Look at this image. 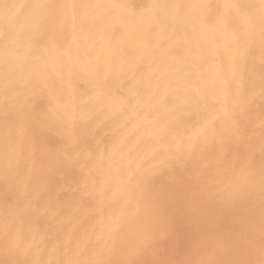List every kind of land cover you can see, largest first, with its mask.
Wrapping results in <instances>:
<instances>
[{"label": "bare ground", "instance_id": "bare-ground-1", "mask_svg": "<svg viewBox=\"0 0 264 264\" xmlns=\"http://www.w3.org/2000/svg\"><path fill=\"white\" fill-rule=\"evenodd\" d=\"M22 1L23 0H11V2H14L17 5H22ZM127 2H129V0H32L27 6L22 5V7H18L17 9L12 10V12L8 13L7 15L5 14L4 9L0 8V31L4 30V28L11 22V19L13 17H17L16 23L12 24V33L7 40V44L4 47L0 48L1 60L3 59V57L12 60L13 63H17L20 60V54L17 47L18 43L16 41V34L25 25L32 27L33 23L43 21L48 23L49 26H52V24H54L55 26H68L70 28L65 41L56 42L54 44L48 42L45 46V49H38L35 51V59H41V62H39L40 66L34 73V78L38 82L37 84L40 86V88H43L44 92L49 98V108L52 114V119L55 122H62L61 120L66 119V124L68 127L74 126L86 129L87 131L90 128V131L92 129L97 128L101 130L99 132V136H102V138L98 146H91L90 148L81 151L80 153H77V150L75 149L74 151L77 154L72 155L73 161L76 162L83 169V177L81 176L82 178L79 180L81 186V194H90L89 200L91 203L90 208L87 211L90 212V216L88 218V216L84 214L88 218L85 222L86 224L84 225V228L80 229L79 233L74 238V245H76L75 249H77L76 252L79 254V256L76 257L78 258V260H76L79 262L125 259L130 253V245L136 246L141 241V232H148L150 230V225L154 222V214L156 210V205L154 204V202L157 197L156 191L154 190L155 182L160 178L161 175L173 168L175 164L182 161L192 149L197 148L199 150L200 147L207 144L212 139L214 140L218 136V134H221V132H228L234 123V117L237 116L235 114H237L238 112H242V110L246 107L249 101L252 100V98L256 96L257 93L261 90L262 85V79L258 73V66H261V64L259 63L261 62V56L264 52V44H262L260 30V0H131V2H134L137 5L144 6L141 9L142 14L134 17L127 15L123 8L118 7L119 5L125 4ZM64 3L77 5L74 14L72 11L65 12L59 8L42 9L35 7V5L38 4L59 5ZM237 3L249 6L246 11L248 17L253 21L251 27L247 25L245 21L244 12L242 10L232 7H225L226 4ZM151 4H156L160 7H157L155 9L148 7V5ZM203 4H211L212 8L206 9L200 7V5ZM56 16L58 17V19ZM78 27L81 30H79ZM234 30L239 35V40L233 38ZM29 89L28 91L30 92ZM32 92H35V88ZM21 94H23V92ZM61 117H63V119H61ZM215 118L218 120L216 121V124H213L212 122L216 120ZM33 119H35V116ZM46 132H48V130ZM62 135L64 136V134ZM79 135L81 136L80 133ZM79 135L77 134V136ZM80 144L83 143L80 142ZM60 145L64 144L62 143ZM24 147V150H26L25 145ZM61 147H59V149ZM69 149L71 148L69 147ZM29 152L27 154H29ZM39 152L41 151L39 150ZM226 152L228 153V151ZM4 153H6V150ZM22 154L23 153H21V155ZM52 154L55 155L59 153L53 152ZM200 155L202 156V153ZM25 156L26 154L24 155V157ZM35 156H37V154ZM64 157L63 159H65ZM37 158L39 157L37 156ZM27 161L30 162V160ZM50 161L48 162V167ZM230 162H233L235 164V162L237 161ZM60 163L61 162H59V164ZM233 163L232 166H234ZM67 164L68 163H66V165ZM42 165L46 164L42 163ZM69 165L70 164H68V167H70ZM78 165L77 168L79 167ZM18 166L19 165H17L16 168ZM237 167L238 165L236 166V168ZM40 168L41 165L39 166V169ZM58 168L60 167L58 166ZM193 169L195 170V168ZM231 169L234 170V168L232 167ZM194 170L193 173H195L196 171ZM202 170H204V168ZM225 170L228 169L226 168ZM4 173L5 171H3V175H5ZM221 173H223L222 170ZM6 174H8V172ZM182 174L184 175V173ZM236 174H238V172H236ZM245 174L246 173H244L243 175ZM147 176H154V179H152L146 184L144 178ZM33 177L35 176L33 175ZM255 178H258V183H261V178L259 174ZM234 180L236 179L234 178ZM243 181L244 179L242 177L239 181L240 188L245 187L246 185L243 184ZM9 182L8 184H10ZM21 183L23 186L24 182ZM225 184V186H228L227 183ZM39 186L42 187L41 185ZM60 186V188H62V185ZM63 187H66V185H63ZM16 188H18V185ZM60 188L58 189L60 190ZM68 189L71 188L68 187ZM34 190L35 189H33V191ZM59 190L58 192H60ZM77 190L79 189H76V191ZM14 191H16V189L12 190L13 193ZM17 194H19V192ZM177 197L179 196H176V199ZM15 202H17V200ZM23 203L26 205L24 201ZM47 204L50 205V203H46V205ZM54 204L55 203H53V205ZM81 205L82 212L84 213V205ZM56 206L54 208H56ZM77 206L75 203L70 202L66 207V211L69 212ZM13 207L14 206H12V209ZM22 207L23 209L27 208L24 206ZM49 208H51L50 210L53 209V207ZM87 208L85 209L87 210ZM19 210L22 211V208ZM38 210L41 209L38 208ZM47 211L50 213L49 209ZM72 216L73 215H71V217ZM178 216L180 215L178 214ZM71 217L69 219H72ZM258 218L259 217H257V220ZM255 219L256 218L254 217V220ZM260 219H262V217ZM232 220H235V218L233 217ZM57 221H59V219H57ZM220 221H224V219ZM251 221H253V218L251 219ZM225 223L223 225L222 222L223 228L225 227ZM80 224L81 222H79L76 226H79ZM213 225L216 226L215 224ZM205 228H207V225L206 227H204V229ZM211 230L213 231L212 228ZM234 230L235 229H233V231ZM256 230L257 229H255V231ZM33 231L34 233H36L35 230ZM72 232L73 230L71 231V235ZM74 235L75 233H73L72 237H74ZM233 235H235V233H233ZM255 235H258V233H255ZM24 236L25 242L29 244L31 240L30 232L29 234L25 233ZM10 237H12L13 239L14 236ZM39 237L42 238V235L38 236L36 239H39ZM64 237L65 239L67 238V236ZM210 237L212 238V236ZM256 237L258 238V236ZM70 238L71 237H69V241ZM216 238L217 237H215V242ZM36 239L33 240L34 243ZM231 239L235 240L233 239V237ZM6 242H8V240ZM235 243L237 244V242ZM0 245H2V243ZM66 245L67 244H65V246ZM5 249H7V247ZM21 249L24 248L21 247ZM163 249H165L164 246ZM50 253L52 254V252ZM35 255L37 254L35 253ZM18 257H20V255ZM68 261L74 260H68L66 258L64 260V264H67Z\"/></svg>", "mask_w": 264, "mask_h": 264}, {"label": "rangeland", "instance_id": "rangeland-1", "mask_svg": "<svg viewBox=\"0 0 264 264\" xmlns=\"http://www.w3.org/2000/svg\"><path fill=\"white\" fill-rule=\"evenodd\" d=\"M31 1L32 0H23L22 5L27 6ZM57 19H58V17H57ZM16 21H17V17H13L11 19V22L4 28V30L0 31V48L4 47L7 44V40L11 36V33H12L11 32L12 24L16 23ZM41 26H42V28H41ZM69 29L70 28L68 26L61 27L59 25L55 26L54 24H52V26L51 25L49 26L48 23L43 22V21H38L36 23H33L32 27L25 25L16 34V41L18 43L17 47H18L19 54H20V60L17 63H13L12 60H10L6 57H3L2 60L0 59L1 60L0 61V94L2 93L0 95V111H1L0 112V144H1L0 145V155H1L0 156V171L1 170L5 171V173H4L5 175H3V171H1L3 176L1 175V172H0V194H2V195H0V198H1L0 199V205L2 204L0 206V214L2 213L0 215V222H1L0 225L2 224L0 226V228H1V230H0V244L2 243V245H0V260L1 261L5 260L7 257L9 259H18V258L19 259H28V260L35 259V260L43 261V262H45V264H47L48 262H51V264H58L59 262H64V260L66 258L68 260L69 259L74 260V261L78 260V258H76V257H78L79 254L76 252L77 249H75L76 245H74L75 244L74 238L79 233L80 229L84 228V225L86 224L85 222L87 221V219L90 216V212H87V211L90 208L91 203L89 200L90 194H87L88 196L86 194H83V195L81 194V191H80L81 186H80L79 180L83 177V169L76 162L73 161L72 155L80 153L81 151H84V150L90 148L91 146H98L100 144V141L102 138V136H99L100 135L99 132L101 130H99L97 128V129H92L91 131H93V132H91L90 131L91 128H90L88 130L89 131L88 132L86 129H83V128H78V127H74V126L68 127L66 124V119H63V117H61V119H63V120H61L62 122H55L52 119V114L50 112L49 98H48L47 94L44 92L43 88H40V86L37 84L38 82L34 78V73L37 71L38 67L40 66L39 62H41V59L40 60L35 59V51L38 49H45L46 48L45 46L48 42H50L51 44H54L56 42L65 41ZM78 29L81 30L79 27H78ZM46 30L48 31V33ZM263 54H264V52H263ZM259 64H261V62ZM261 72H262V69H261V66L259 65L258 66V73L262 77ZM2 80H3V82H2ZM25 86L26 87L29 86V87L26 88ZM34 88H35V92H32V91H34ZM28 89L30 90V92L28 91ZM5 91H6V93H5ZM22 92H23V94H21ZM41 92H42V94H41ZM37 94H38V96H37ZM260 94H261V90L257 93L256 96H254L252 98V100L249 101V103L246 105V107L242 110L241 113L238 112L237 114H235L237 116L234 117V123L228 132H223V133L221 132V134H218V136L214 140L212 139L210 142H208L207 144L200 147L199 150L197 148L192 149L182 161L175 164V166L173 168H171L169 171H167L163 175H161L160 178L155 182L154 190L156 191L157 197H156L154 204L156 205L155 206L156 210H155V214H154V222L150 225V227H149L150 230L148 232H158L162 229H167L169 232V238L167 240L163 241L162 243H159L158 246L154 247L151 251H149L150 253L147 252V254H144V252H142V253L140 252L139 254H137V249L140 247L141 241L136 246L130 245L131 246L130 247V253L131 254L129 253L125 259H135V260L140 261V258H141V261L148 262L149 264H159L160 261L171 260V257H172V260H213V259H215V260H229L230 259L231 260L232 259V260H256V261H258L261 258V254L259 252L260 251L259 246L261 245L260 226H261L262 219H260V218L262 217V214H264V209H263L264 208V205H263L264 204L263 203L264 202V196H263L264 191H262L261 183H258V178H255L258 174L260 175V166H261L260 163L262 162V160H264V153H262V151L260 152V149L262 150V147H264V138H262L261 127H260L262 120H264V96H262ZM257 96H258V98H257ZM43 99H45V100H43ZM29 100H31V101H29ZM16 103H18V104H16ZM33 103H38V104L42 105V108H43V110L45 109L44 112L46 113V117L40 118L44 124L43 135H44L45 139H44L43 143L41 145H39L40 147L37 145V146H35L36 148L33 147L30 143V138L36 133L37 129L35 127V124H36V120L38 119L35 114L34 115H33V113L31 114V112L29 111V105H31ZM21 109L25 112H23ZM5 113L12 114V116L16 117L15 123L13 124V127H11V128H8L6 126ZM15 113H16V115H15ZM34 116H35V119H33ZM2 119H4V120H2ZM217 120L218 119L214 120V122H212V123L216 124ZM47 125L50 127H48ZM31 126H32V128H31ZM44 128H45V130H44ZM50 129H52V130H50ZM64 129H66V130H64ZM80 129H81V131H80ZM47 130H48V132H46ZM76 130L78 132L80 131L79 133L81 134V136L79 135V133ZM13 131H14V133H13ZM254 133L257 135H255ZM62 134H64V136ZM77 134L79 136H77ZM11 135H12V137H11ZM86 135L87 136L89 135V136L87 137ZM65 137L67 140L65 139ZM89 137H91V138H89ZM86 140H88V141H86ZM261 140H262V142H261ZM2 141H3V144H2ZM79 141L83 144H80ZM215 141H216V143H215ZM70 142H71V144H70ZM77 142H78V144H77ZM44 143L47 145H45ZM62 143L66 147L64 145H60ZM68 143H69V145H68ZM244 143H246V144H244ZM254 143H256V144H254ZM5 144H6V146H5ZM234 144H235V146H234ZM24 145L26 146V150H24V148H25ZM42 145H43V148H42ZM238 145H240V146H238ZM61 146H63V147H61ZM3 147H5V148H3ZM59 147H61L60 148L61 151H60ZM69 147L71 149H69ZM46 148H48V149H46ZM258 148H259V150H258ZM17 149L18 150L20 149L19 150L20 155H17ZM75 149L77 150L76 151L77 153L74 151ZM5 150H6V153H4ZM39 150L41 152H39ZM2 151H4V152H2ZM27 151L28 152L30 151L29 154H27L28 153ZM193 151H194V153H193ZM226 151H228V153ZM53 152L59 153V154L54 155V154H52ZM21 153H23V154L21 155ZM201 153H202V156L200 155ZM5 154H7L8 156ZM25 154H26V156L24 157ZM36 154L41 159L37 158V156H35ZM40 155H41V157H40ZM58 155H59V157H58ZM66 155L69 157H67ZM192 155H193V157H192ZM239 155L240 156L251 155L254 158L256 166H255V171H254L253 179H252L251 183L246 182V176L247 175L246 174L243 175L245 172H244V170H242V168L240 169V165L238 162V158L240 157ZM33 156H35V157H33ZM53 156H56V157H53ZM62 156L63 157L66 156L67 158L64 157L65 159H63ZM22 157H24V158H22ZM57 157L59 160L57 159ZM2 160H4V161H2ZM27 160H30V162ZM47 160L52 161V162L50 161L49 167L47 166L48 162H49ZM26 161H27V163H26ZM34 161L36 163L35 164L36 168H35L34 163H33ZM188 161H189V163H188ZM230 161H234V162L237 161V162H235V164L232 162L235 167L232 166V163ZM59 162H61V163L59 164ZM28 163H30V164H28ZM42 163L46 164V165H42ZM66 163L70 164L69 165L70 167H68V164L66 165ZM212 163H214V164H212ZM217 163H218V165H217ZM74 164H75V166H74ZM3 165H5V166H3ZM17 165H19V166L16 168ZM20 165L22 168L20 167ZM40 165H41L40 169L42 171L39 169ZM77 165L79 166L78 168H77ZM237 165H238V167L236 168ZM58 166L60 168H58ZM219 166H220V168H219ZM53 167H55V168H53ZM231 167L234 168V170H232ZM47 168H48V170H47ZM193 168H195L196 171ZM203 168H204V170H202ZM226 168L228 170H225ZM77 169H79V170H77ZM237 169H238V171H237ZM239 169H240V171H239ZM43 170H44V174H43ZM45 170H47V171H45ZM193 170L195 171V173H193ZM221 170L223 173H221ZM224 170H225V173H224ZM6 171L8 172L9 175L6 174L7 173ZM212 171H214V172H212ZM233 171H234V173H233ZM21 172H22V176H21ZM33 172L35 174L36 173H38V174L35 175ZM45 172H47V173H45ZM206 172L209 174H207ZM211 172L213 175L211 174ZM236 172H238V174H236ZM170 173L175 174L178 177H180V179L177 180L178 182H174V183L170 182V180H169V174ZM182 173H184V175ZM204 173H206V174H204ZM54 174H56V175L58 174V175L56 176ZM33 175L38 180L35 177H33ZM39 175H41L42 177ZM5 176H6V178H5ZM20 176H21V178H20ZM31 177H33V178H31ZM229 177L230 178L232 177L231 180ZM242 177L244 179L243 184H246V185H245V187L240 188L239 187V181ZM234 178L236 180H234ZM15 179H16V181H15ZM9 180H10V182H9ZM12 181H13V183H12ZM28 181L31 183H29ZM70 181L72 183H74L75 185L72 184ZM8 182L10 184H8ZM21 182H24L23 186H22ZM32 182H33V184H32ZM43 182H44V184H43ZM51 182H54V183H51ZM77 183H78V185H77ZM225 183H227L228 186H225L226 185ZM16 184L18 185V188H16L17 187ZM222 184H223V187H222ZM11 185H12V187H11ZM39 185H41L42 187H40ZM60 185H62V188H60L61 187ZM63 185L64 186L66 185L67 188L63 187ZM69 185L72 187H70ZM220 185H221V187H220ZM77 186H79V187H77ZM68 187L71 189H68ZM73 187H74V189H73ZM31 188H32V190H31ZM58 188H60V190ZM75 188L79 189V190L76 191ZM238 188L240 191H238ZM11 189L12 190L16 189V191H14V193H13ZM33 189H35V190L33 191ZM42 189H44V190H42ZM1 190H3V191H1ZM58 190L60 192H58ZM18 192H19V194H17ZM21 192H22V194H21ZM173 193H174V195H173ZM13 194H15V195H13ZM24 195H26V196H24ZM3 196L6 198H4ZM48 196L51 198H49ZM176 196H179V197H177V199H176ZM18 197H19V199H18ZM72 197L74 198V200ZM79 197H81V198H79ZM229 197H230V200H229ZM30 198H32V199H30ZM9 199L10 200L12 199L11 203H10ZM15 199L17 200V202H15L16 201ZM56 199H57V201H56ZM19 200H21V201H19ZM33 200L36 202H34ZM77 200H78L79 204L81 202H83L81 204L84 205V210H85L84 213L82 212V205L81 204L79 205L77 203ZM175 200H176V202H175ZM260 200H261V202H260ZM12 201H13V203H12ZM23 201L26 203V205L23 203ZM48 201H50V202H48ZM183 201H185V202H183ZM14 202L17 203L18 205L15 204ZM45 202L50 203V205L49 204L46 205ZM60 202H62V203H60ZM70 202L75 203L76 206L78 205L77 206L78 208L75 207L76 209L74 208L73 210L67 212L66 207ZM53 203H55V204L53 205ZM170 203L172 204V206ZM252 204H253V206H252ZM14 205H16V207H13V209H12V206H14ZM30 205L31 206L33 205L32 206L33 208ZM22 206L27 207V208L29 206V208L23 209ZM55 206H56V208H54ZM42 207H44V208H42ZM49 207H53L54 210L53 209L50 210L51 208H49ZM18 208L19 209L22 208V211L19 210ZM30 208H32V209H30ZM38 208L41 210H38ZM85 208H87V210ZM177 208H178V211H177ZM48 209H49L50 213L47 211ZM251 210H253V211H251ZM5 211H7V212H5ZM40 211H42V212H40ZM60 211H62V212H60ZM47 212H48V214H47ZM51 212H52V214H51ZM255 212H256V216H255ZM8 213H10V214H8ZM26 213L29 215H27ZM80 213H82V214H80ZM84 214H86V216H88V218ZM178 214L180 216H178ZM239 214H241V215H239ZM67 215H68V217H67ZM71 215H73V216L71 217ZM11 216H12V218H11ZM69 216L72 219H69L70 218ZM175 216H176V218H175ZM81 217H82V219H81ZM233 217L235 218V220H232ZM254 217L256 218L255 219L256 221L254 220ZM257 217H259L258 220H257ZM53 218H54V220H53ZM222 218L224 219V221H220V220H223ZM252 218H253V221H251ZM57 219H59V221H57ZM243 219H244V221H243ZM7 220H8V223H7ZM80 220H82V221H80ZM78 221L81 222V224L79 226H76L79 223ZM72 222H73V224H72ZM222 222H223V225L226 222L225 227H227V228H225V227L223 228ZM256 222H258V223H256ZM203 223H205V224H203ZM212 223L215 224L217 227L214 226ZM228 223H230V224H228ZM15 224H18V225H15ZM58 224H60V225H58ZM6 225H13L14 226V228H13L14 232L11 231V235H10V232L6 230ZM206 225H207V228L204 229V227H206ZM211 225H212V227H211ZM55 226H58V227H55ZM199 226H200V228H199ZM211 228L213 229V231L211 230ZM232 228L235 230L233 231ZM71 229L73 230L72 235H71V231H72ZM249 229H252L251 234H249ZM255 229H257V230L255 231ZM33 230H35L36 233H34ZM206 230H207V233H206ZM16 231H17V233H16ZM29 232H30V236H31V240H30L31 243L29 242V244H27L25 242V236L24 235H25V233L29 234ZM242 232H243V237H242ZM15 233L18 237L15 235ZM38 233H39V235H38ZM66 233H67V235H66ZM73 233H75L74 237H72ZM182 233H183V235H182ZM209 233H210V235H209ZM223 233H224V235H223ZM233 233H235V235H237L238 237L233 235ZM246 233H247V235H246ZM255 233H258V235H255ZM40 235H42V238L39 237L40 240L36 239ZM43 235H44V237H43ZM249 235H250L251 240H252L251 244H249L247 242L249 239ZM10 236H14L15 239H14V237L12 239V237H10ZM22 236L24 237V239ZM64 236H67V238H66L67 240L65 239ZM184 236H186V237H184ZM210 236H212V238ZM256 236H258V238ZM69 237H71L70 241H69ZM175 237H176V239H175ZM215 237H217L216 242H215ZM218 237H219V239H218ZM229 237H231V238L233 237V239H235V240H232ZM10 238L13 242L10 240ZM225 238H227V239H225ZM35 239H36V241L34 243L33 240H35ZM7 240H8V242H6ZM62 241H65V242H62ZM226 242H228V243H226ZM230 242H231V245H230ZM235 242H237V244ZM6 243H7V245H6ZM8 243H9V245L12 243H15L17 245V247L19 248V250H18L19 254L18 255L9 256L7 249H5L8 246ZM54 243H56V244H54ZM65 244H67L66 245L67 247L65 246ZM228 244H229V246H228ZM20 245L24 249H21ZM36 245H38V246H36ZM63 245H64V247H63ZM161 245H163L165 249H163V246H161ZM241 246H243V247H241ZM30 248H32V249H30ZM53 248H55V249H53ZM239 248H240V250H239ZM67 249H68V251H67ZM241 249H243V250H241ZM38 250H40V251H38ZM64 250H65V252H64ZM244 250H246V251H244ZM19 251H22L23 253L19 252ZM40 252H41V254H40ZM50 252H52V254ZM234 252H237V253H234ZM35 253L37 255H35ZM61 253L63 256L61 255ZM238 253H239V255H238ZM26 254H28V255H26ZM19 255H20V257H18ZM30 255H31V257H30ZM179 255H181V256H179ZM231 255H232V257H231ZM34 256H35V258H34ZM69 256H71V257H69ZM159 256H160V258H159ZM45 257H47V258H45ZM49 257H50L51 261L49 260ZM54 258H55V260H54ZM156 259H158V260H156Z\"/></svg>", "mask_w": 264, "mask_h": 264}, {"label": "snow or ice", "instance_id": "snow-or-ice-1", "mask_svg": "<svg viewBox=\"0 0 264 264\" xmlns=\"http://www.w3.org/2000/svg\"><path fill=\"white\" fill-rule=\"evenodd\" d=\"M18 7H22V5H17L14 2H11V0H0V8H3L5 11V14L11 13L12 10L17 9ZM35 7L42 8V9H53V8H59L62 11H72L74 14V11L77 7L75 4L70 3H64L59 5L54 4H38L35 5ZM118 7H121L124 9L127 15L129 16H138L141 15V9L144 7L142 5H137L134 2H129L119 5ZM150 8H157L160 7L156 4L148 5ZM200 7L211 9V4H203L200 5ZM225 7H232L240 9L244 12L245 21L249 27L252 26L253 21L248 17L247 9L248 5L243 4H226ZM260 30H261V39L262 44H264V0H260ZM233 38L236 40H239V35L234 30L233 31ZM261 69H262V85H261V95L264 96V54L261 56ZM29 111L37 116L35 127L37 129L36 133L30 138V143L33 147L40 145L43 143L45 137L43 135V121L40 119V117H46V113L44 112L42 105L38 103H33L29 105ZM16 117L12 116L9 113H5V123L6 126L11 128L12 125L15 123ZM261 134L262 138H264V120L261 122ZM262 153H264V148H262ZM17 155H20L19 150L17 149ZM226 158V157H225ZM238 162L241 166V168L244 170V172L247 174L246 176V182L251 183L253 179V174L255 171V161L254 158L251 155H242L238 158ZM35 166V161L33 162ZM260 178H261V188L262 191H264V160L261 162L260 166ZM145 183L147 184L152 179H154V176H147L144 178ZM180 177H178L175 174L170 173L169 174V180L170 182H176ZM238 191H240L238 189ZM242 194V193H241ZM16 207V205H14ZM14 226L13 225H6V230L11 232L13 231ZM261 231V245H260V254L261 258L256 260H167V261H160L159 264H264V214H262V221L260 226ZM252 229H249V234H251ZM169 238V232L167 229H162L158 232H141L140 234V240L141 244L140 247L137 249V254L140 252L147 253L151 251L154 247L158 246L159 243H162L163 241L167 240ZM249 244L252 243L250 235L249 239L247 241ZM7 251L9 256L12 255H18V247L15 243H12L7 246ZM0 264H45V262L40 260H28V259H5L0 261ZM51 264V262H49ZM59 264H64V262H59ZM67 264H148V262L145 261H138L135 259H120V260H95V261H86V262H79V261H68Z\"/></svg>", "mask_w": 264, "mask_h": 264}]
</instances>
